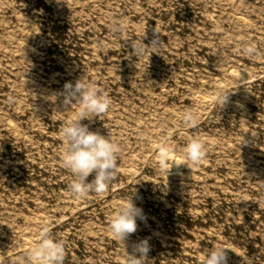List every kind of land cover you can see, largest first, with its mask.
I'll use <instances>...</instances> for the list:
<instances>
[{
	"label": "rangeland",
	"instance_id": "1",
	"mask_svg": "<svg viewBox=\"0 0 264 264\" xmlns=\"http://www.w3.org/2000/svg\"><path fill=\"white\" fill-rule=\"evenodd\" d=\"M83 75L112 100L82 123L110 132L119 171L75 198L60 136L75 112L47 97ZM191 138L203 160L175 164ZM134 192L146 219L125 246L108 218ZM45 228L63 264H128L145 237V264H201L213 242L264 264V0H0V264H25Z\"/></svg>",
	"mask_w": 264,
	"mask_h": 264
},
{
	"label": "clouds",
	"instance_id": "2",
	"mask_svg": "<svg viewBox=\"0 0 264 264\" xmlns=\"http://www.w3.org/2000/svg\"><path fill=\"white\" fill-rule=\"evenodd\" d=\"M156 32V31H155ZM153 52L159 53L158 41L153 38L149 43ZM103 48V44L100 45ZM137 57L144 52L142 45L132 44ZM252 48L245 49L252 52ZM137 66V65H136ZM138 72H140V68ZM145 73V72H144ZM63 95V108H55L54 111L65 112L69 109L75 112L69 116L60 129V136L65 145V151L61 155V165L72 173L73 179L68 185L69 192L75 198H84L88 193L102 195L110 181L119 171L117 157L119 154L118 143L113 139L110 132L104 135L99 131L90 130L89 125L82 123L83 120L100 118L103 120L109 111L112 100L94 82L79 77L75 83L66 81L62 93H52L47 97L55 103L59 95ZM228 96L220 98L223 105ZM105 127L106 124L104 125ZM206 153L205 143L200 138H191L184 148L185 160L181 163L199 164ZM168 160L166 153L161 154L159 164L161 167ZM172 163V164H173ZM167 172L169 169H165ZM95 173L89 180L88 177ZM119 203L108 218V233L117 240L123 241L126 246V238L137 230V219H146L142 207L134 203L133 196ZM87 227V226H85ZM232 249L226 245H217L214 242L201 258V264H228V252ZM150 250L149 239H141L132 245V251L127 250L128 264H145ZM64 247L61 240L48 235L45 228L40 240L25 253V264H63Z\"/></svg>",
	"mask_w": 264,
	"mask_h": 264
},
{
	"label": "bare ground",
	"instance_id": "3",
	"mask_svg": "<svg viewBox=\"0 0 264 264\" xmlns=\"http://www.w3.org/2000/svg\"><path fill=\"white\" fill-rule=\"evenodd\" d=\"M235 72V71H234ZM237 73V72H236ZM232 74V73H231ZM161 147V146H160ZM159 147V148H160ZM159 150V149H158ZM164 150H160L158 152H161L163 153ZM167 156L171 159V160H174V155L172 153H168ZM175 161V160H174ZM171 163V162H170ZM172 166V165H171ZM175 166V165H174ZM180 166V165H179ZM179 168V167H178ZM172 171V170H171ZM175 174V173H174Z\"/></svg>",
	"mask_w": 264,
	"mask_h": 264
}]
</instances>
